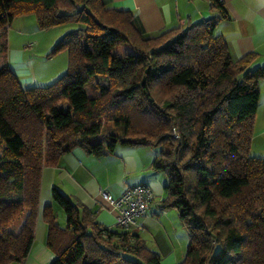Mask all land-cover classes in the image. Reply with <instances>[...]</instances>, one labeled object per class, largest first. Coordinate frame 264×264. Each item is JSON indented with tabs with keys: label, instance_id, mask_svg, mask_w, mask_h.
<instances>
[{
	"label": "trees",
	"instance_id": "obj_1",
	"mask_svg": "<svg viewBox=\"0 0 264 264\" xmlns=\"http://www.w3.org/2000/svg\"><path fill=\"white\" fill-rule=\"evenodd\" d=\"M211 3L216 16L145 36L103 0H0V264L29 254L43 168L75 147L101 157L118 144L160 150V207L176 208L189 234L177 264H264V157L250 153L264 66L251 68L255 52L233 59L216 32L229 10ZM22 14L42 29L73 25L50 52L67 51V71L47 86L26 87L10 66L7 28ZM52 195L67 222L45 208L49 264H162L140 232Z\"/></svg>",
	"mask_w": 264,
	"mask_h": 264
},
{
	"label": "crops",
	"instance_id": "obj_2",
	"mask_svg": "<svg viewBox=\"0 0 264 264\" xmlns=\"http://www.w3.org/2000/svg\"><path fill=\"white\" fill-rule=\"evenodd\" d=\"M222 1L227 6L230 17L218 20L216 32L227 40L233 59L238 60L250 52H255L257 57L251 68L264 66V0ZM103 2L107 7L131 12L135 26L145 36H155L162 30L173 27L186 28L189 24L219 14L213 8L211 0H103ZM9 63L17 76L19 75V79L27 73L23 67H28L27 63L18 64L10 61ZM260 92L252 144L257 142V146L262 150V154L254 155L264 157V77L260 80ZM159 151V148L152 146L118 144L113 153L97 157L82 147H75L62 155L58 164L45 166L41 177L33 245L24 261H12L8 264H49L53 259L54 252L47 245L48 224L44 217L45 208L50 207L53 210L60 226L64 227L67 222L63 209L53 198V187H57L75 201L82 202L96 212V219L102 226L114 229L115 211L102 194L103 191L118 197L131 185L148 183L159 196V200L154 202H158L155 205L161 212L160 202L165 196L163 189L167 181H164L160 171L152 167V162ZM162 181L165 182L164 186ZM157 210L152 207L151 213L159 215ZM154 250L158 251L156 248ZM159 253L161 254V251ZM175 260L176 256H171L166 263L171 264Z\"/></svg>",
	"mask_w": 264,
	"mask_h": 264
},
{
	"label": "rangeland",
	"instance_id": "obj_3",
	"mask_svg": "<svg viewBox=\"0 0 264 264\" xmlns=\"http://www.w3.org/2000/svg\"><path fill=\"white\" fill-rule=\"evenodd\" d=\"M71 29H73V25L71 24L42 29L34 14H22L14 17L7 28L8 60L18 64H28V67L23 66L24 70H27V73H24L20 79L26 87L35 85L47 86L67 71V51H59L52 55L50 52L60 37ZM175 132V137H178ZM257 144V142L251 144L250 153L252 155L262 154V150L259 149ZM160 174L166 182L167 175L162 171H160ZM164 183L162 181L163 186ZM163 192L165 198L167 193L166 191ZM155 200L158 201L159 196L156 195ZM157 203L154 202L152 204L150 213L152 207L154 210H157V205H155ZM63 212L66 218V213L64 210ZM143 221L146 228L141 232L142 236L151 249L156 248L159 252L161 251L164 264H167L166 261L171 256H176V260L171 264L179 263L184 259L189 243V234L180 220L176 208L163 210L159 212V215L152 212Z\"/></svg>",
	"mask_w": 264,
	"mask_h": 264
},
{
	"label": "built area",
	"instance_id": "obj_4",
	"mask_svg": "<svg viewBox=\"0 0 264 264\" xmlns=\"http://www.w3.org/2000/svg\"><path fill=\"white\" fill-rule=\"evenodd\" d=\"M175 134L179 136L177 132ZM102 194L115 211L117 227L134 233L145 230L143 220L151 215V206L155 200V193L148 183L131 185L118 197L108 191Z\"/></svg>",
	"mask_w": 264,
	"mask_h": 264
},
{
	"label": "water",
	"instance_id": "obj_5",
	"mask_svg": "<svg viewBox=\"0 0 264 264\" xmlns=\"http://www.w3.org/2000/svg\"><path fill=\"white\" fill-rule=\"evenodd\" d=\"M117 32V29L116 28H114V27H111L110 28V33H116ZM144 79L145 78H143V82H144Z\"/></svg>",
	"mask_w": 264,
	"mask_h": 264
}]
</instances>
